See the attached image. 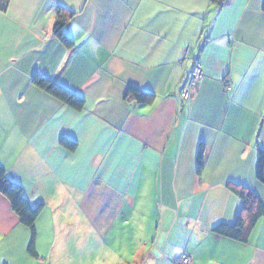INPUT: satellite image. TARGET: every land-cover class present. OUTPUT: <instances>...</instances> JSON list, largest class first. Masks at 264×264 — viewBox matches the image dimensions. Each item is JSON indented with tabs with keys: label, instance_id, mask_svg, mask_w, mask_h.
Here are the masks:
<instances>
[{
	"label": "crops",
	"instance_id": "0c3cea01",
	"mask_svg": "<svg viewBox=\"0 0 264 264\" xmlns=\"http://www.w3.org/2000/svg\"><path fill=\"white\" fill-rule=\"evenodd\" d=\"M72 12L68 49L53 34ZM264 0H8L0 10V166L34 207L30 231L0 193V264H264L213 231L253 191L264 151ZM202 77L181 88L193 64ZM84 99L75 110L32 83ZM133 86L151 103L125 97ZM62 138L75 142L70 149ZM202 145L200 174L196 172Z\"/></svg>",
	"mask_w": 264,
	"mask_h": 264
},
{
	"label": "trees",
	"instance_id": "16d2710c",
	"mask_svg": "<svg viewBox=\"0 0 264 264\" xmlns=\"http://www.w3.org/2000/svg\"><path fill=\"white\" fill-rule=\"evenodd\" d=\"M7 5L8 0H0V10H6ZM71 17V11H68L62 6H57L55 11V21L52 28L53 34L68 49L72 48L73 43L65 34L64 27ZM32 83L75 110H81L84 106V99L82 96L41 74L33 75ZM125 97L132 98L136 102L142 104H149L154 99L152 93L142 91L133 86L127 87ZM60 143L70 149L75 148V142L66 138H62ZM196 159V172L200 174L203 168L202 145L198 148ZM256 178L260 182H264V151L261 148L258 150ZM229 188L234 191L242 201L240 212L232 225L217 224L213 228V231L228 238L246 242L258 220L264 218V205L253 191L244 186L230 185ZM0 193L8 199L11 209L18 216L19 222L29 229L30 240L27 250L31 255H36L34 248L36 236L35 221L41 211L42 204L32 207L23 195L22 187L18 183L10 180L1 166Z\"/></svg>",
	"mask_w": 264,
	"mask_h": 264
},
{
	"label": "built area",
	"instance_id": "2783aa9c",
	"mask_svg": "<svg viewBox=\"0 0 264 264\" xmlns=\"http://www.w3.org/2000/svg\"><path fill=\"white\" fill-rule=\"evenodd\" d=\"M202 77V70L200 65L195 62L191 68L190 74L181 88V97L184 101L191 99L194 88L198 85ZM190 256L184 254L180 258V264H187L190 261Z\"/></svg>",
	"mask_w": 264,
	"mask_h": 264
},
{
	"label": "rangeland",
	"instance_id": "374dc122",
	"mask_svg": "<svg viewBox=\"0 0 264 264\" xmlns=\"http://www.w3.org/2000/svg\"><path fill=\"white\" fill-rule=\"evenodd\" d=\"M181 93V92H180ZM182 100H184V99H182ZM43 205V204H42ZM190 260H191V258H189ZM190 262V261H189ZM187 264H189V263H187Z\"/></svg>",
	"mask_w": 264,
	"mask_h": 264
}]
</instances>
